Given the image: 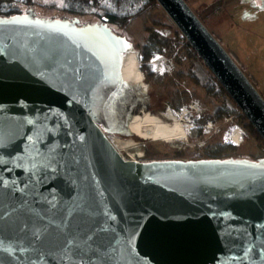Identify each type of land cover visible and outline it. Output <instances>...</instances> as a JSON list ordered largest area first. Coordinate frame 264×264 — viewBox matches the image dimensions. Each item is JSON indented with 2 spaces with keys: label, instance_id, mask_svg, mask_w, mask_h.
Wrapping results in <instances>:
<instances>
[{
  "label": "water",
  "instance_id": "1",
  "mask_svg": "<svg viewBox=\"0 0 264 264\" xmlns=\"http://www.w3.org/2000/svg\"><path fill=\"white\" fill-rule=\"evenodd\" d=\"M156 1L264 139L252 80L186 0ZM78 24L0 19V264H264V159H123L128 40Z\"/></svg>",
  "mask_w": 264,
  "mask_h": 264
},
{
  "label": "trees",
  "instance_id": "2",
  "mask_svg": "<svg viewBox=\"0 0 264 264\" xmlns=\"http://www.w3.org/2000/svg\"><path fill=\"white\" fill-rule=\"evenodd\" d=\"M186 1L188 2V0ZM31 2L32 0H0V19L21 14L19 4H29ZM63 11L75 16L93 15L100 23L116 26L120 30L126 27L134 18H143L144 32L138 40H128V44L137 49L138 68L143 75L144 83L150 88L144 92L140 88L136 89L131 86L132 91L143 96L146 101H158L157 108L160 111H163L167 105L177 111L194 97H199L208 104L210 106L209 111L199 118L194 114L190 115L194 123V128L187 130V138L190 141L194 142L197 139L206 137L205 122L221 123L227 116L235 117L236 123L245 128L251 136L245 137L239 146L223 142L218 138L208 139L199 151L181 152L174 149L166 155L165 153H159L160 157H149L148 160L233 158L254 161L258 158L264 159V139L250 124L156 0H64ZM195 12L200 17V13L196 10ZM201 20L204 22L203 18ZM160 27L173 29L177 37L172 39L160 34L156 31ZM113 32L115 33V31ZM213 34L220 40L218 34ZM226 50L245 72L244 67L234 53L229 49ZM158 53L172 57L175 61L176 68L171 75L166 77L159 75L150 64L153 56ZM245 74L256 86L253 78L246 72ZM184 80L188 81L186 89L181 86ZM150 112L154 113V110H150ZM225 127L226 125L223 129ZM116 135L122 138H137L128 130Z\"/></svg>",
  "mask_w": 264,
  "mask_h": 264
},
{
  "label": "rangeland",
  "instance_id": "3",
  "mask_svg": "<svg viewBox=\"0 0 264 264\" xmlns=\"http://www.w3.org/2000/svg\"><path fill=\"white\" fill-rule=\"evenodd\" d=\"M213 1L215 0H188V3H190L189 5L200 13V17L203 18L206 27L213 33L218 34V37L221 40L223 46L226 49L231 50L234 55L239 59L241 65L244 67L245 72L253 78L257 89L264 95V0H225L226 3L224 4L223 8V13L225 14H223L224 18H221V21L223 25L227 26L223 30H220L221 27L215 28L214 26V22L218 20L217 16L215 18H211V20L206 19V16H204V7L208 6L209 4H212ZM63 3L64 0H32V2L29 4H19V12H21V14H24L30 11L34 14L35 17L48 20H73L75 18H78L80 25L100 23L99 20L93 15L75 16L63 11ZM209 10L213 12L211 5L209 8L206 9V11ZM143 20L144 19L141 17H136L122 30L118 29L116 26H110V28L115 31V33L117 32L119 34L124 35L127 40H138V38L144 32ZM156 31L172 39L177 37L175 31L168 27H160L157 28ZM129 48L135 50V52L138 53L136 48L132 46H130ZM152 61L154 62L151 63L154 70L157 71L159 75L163 77L171 75L173 70L176 68V64L173 58L168 57L162 53L154 55L150 62ZM131 86L136 89L140 88L141 90H143L142 88H150L148 85L142 82L133 83ZM181 86L186 89V87L188 86V81L184 80L181 83ZM131 92H133L132 89ZM138 99L139 98L132 96V99L129 100L128 104L136 105L139 102ZM150 101L148 100L147 110H154V112L160 111L157 108L158 101ZM191 103L197 104L196 107L201 112L200 116L207 113L210 109V106L204 101H202V99H200L199 97L192 98L187 104ZM182 107L179 110L175 111L176 116L178 117V119L182 120L184 124L190 123L193 126L192 128H194L192 117L189 115L190 113L185 114V111H181ZM137 109L139 110V107H137ZM140 110H142V107H140ZM227 117H231L232 119H226ZM227 117H225L221 123H214L213 121H210L213 123V128H211V130L207 129L206 127V123L208 121L205 122L204 131L206 133V137L203 139H197L193 142L186 138L187 141L183 139L181 141L169 143L165 141H155L151 139L132 138L134 139V144H132L128 148H125L120 153L126 155V152L130 153L134 151H142L145 158H155L161 156L159 155V153H165L166 155L168 152L170 153L174 149L179 150L181 152L193 150L199 151V149L203 148L206 143V140L208 139L218 138L223 142H227L223 140L224 135L230 132L232 129L240 126L236 123L235 117ZM188 118H191V120ZM129 120L130 118H128L126 124L127 126L129 124ZM225 125L226 127L223 129ZM240 127L244 131L243 139L245 137H251L245 128H243L242 126ZM127 130L131 132L128 127ZM106 133L110 138H127H122L116 134H112L111 131H107ZM228 143L233 145L231 142Z\"/></svg>",
  "mask_w": 264,
  "mask_h": 264
},
{
  "label": "bare ground",
  "instance_id": "4",
  "mask_svg": "<svg viewBox=\"0 0 264 264\" xmlns=\"http://www.w3.org/2000/svg\"><path fill=\"white\" fill-rule=\"evenodd\" d=\"M122 77L126 82L132 84L144 83L143 75L138 68L137 53L131 48L123 55ZM142 89L147 91L148 88ZM138 98L139 102L135 105V110L137 107H142V110L135 113L130 118L127 126L137 139H151L169 143L181 141L183 139H185V141L187 140V130L190 128L184 124L182 120L178 119L174 112L168 110V106L163 111L151 113L147 110L148 101L140 95H138ZM235 134H237V132H235ZM132 138L133 137L120 139L117 137H109L110 141L119 152H122V150L134 144V139ZM241 142H239L238 145H241Z\"/></svg>",
  "mask_w": 264,
  "mask_h": 264
},
{
  "label": "flooded vegetation",
  "instance_id": "5",
  "mask_svg": "<svg viewBox=\"0 0 264 264\" xmlns=\"http://www.w3.org/2000/svg\"><path fill=\"white\" fill-rule=\"evenodd\" d=\"M27 13V12H26ZM80 25V24H78ZM127 91L131 92V88L129 87ZM127 92L126 88L123 84L118 85L117 89V98L114 99L110 114V119L106 121L107 128H112L110 131L112 134H119L120 132H127V121L128 118H131L137 111L135 110V105L127 104ZM122 100V101H121ZM121 102L125 103L124 108L121 111ZM148 160V158H145Z\"/></svg>",
  "mask_w": 264,
  "mask_h": 264
},
{
  "label": "built area",
  "instance_id": "6",
  "mask_svg": "<svg viewBox=\"0 0 264 264\" xmlns=\"http://www.w3.org/2000/svg\"><path fill=\"white\" fill-rule=\"evenodd\" d=\"M151 63H154V62L152 61V62H150V64ZM196 105H197L196 103L187 104L186 106H183L182 107L181 111H183V112L185 111V114L190 113L189 115L194 114L196 117H200V113L201 112L196 107ZM167 109L168 110H171L176 115L175 111L170 106H168ZM168 110H166V111H168ZM188 119L191 120V118H188ZM226 119H229L230 120L232 118L231 117H227ZM185 124L189 128H192L193 127L190 123H185ZM206 124H207L206 125L207 129H210L211 130V128H213V123L212 122L208 121ZM235 132H237V134H235ZM243 133H244L243 129L240 126H238V127L234 128V129H232L230 132L226 133L224 135V139L223 140L224 141H227V142H231L233 145H238V143L241 142L242 139H243ZM126 153H127L126 155L120 153V155L122 156V158L125 159V160H132V161H142V160H145V157H144L142 151H136V152L134 151V152H130V153L129 152H126Z\"/></svg>",
  "mask_w": 264,
  "mask_h": 264
},
{
  "label": "crops",
  "instance_id": "7",
  "mask_svg": "<svg viewBox=\"0 0 264 264\" xmlns=\"http://www.w3.org/2000/svg\"><path fill=\"white\" fill-rule=\"evenodd\" d=\"M225 3H226L225 0H215L212 2V4H209L208 6L204 7V16H206V19L211 20V18H215L216 16L218 17V20H216L214 22V26H215V28L221 27L220 30H223L227 26V25H223L222 21H221V18H224L223 14H225V13H223V8H224ZM210 5L212 6L213 12H211V10L206 11V9L210 7ZM259 6H262V5H259ZM216 24H217V26H216Z\"/></svg>",
  "mask_w": 264,
  "mask_h": 264
},
{
  "label": "snow or ice",
  "instance_id": "8",
  "mask_svg": "<svg viewBox=\"0 0 264 264\" xmlns=\"http://www.w3.org/2000/svg\"><path fill=\"white\" fill-rule=\"evenodd\" d=\"M126 47H130L129 45H126Z\"/></svg>",
  "mask_w": 264,
  "mask_h": 264
}]
</instances>
